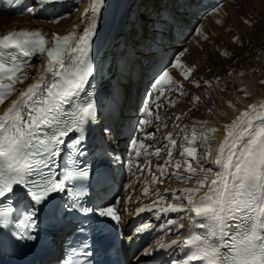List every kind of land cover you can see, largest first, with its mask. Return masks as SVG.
<instances>
[{"label": "bare ground", "instance_id": "6f19581e", "mask_svg": "<svg viewBox=\"0 0 264 264\" xmlns=\"http://www.w3.org/2000/svg\"><path fill=\"white\" fill-rule=\"evenodd\" d=\"M225 1L221 8L201 17L198 23L192 26L189 35L176 44L175 52L173 51L172 56L166 61L169 67L161 83L162 90L165 88V91L162 98L156 102V110L164 111L163 123H167L168 126L164 129L166 134L163 139H168L171 144H175L176 134L185 137L187 135L191 142L198 126L197 122H200L196 118L201 120L198 112L192 110L187 101L177 100L191 92L190 97L185 96L191 103L198 93L203 92L205 87L211 85L217 78L215 74L205 72L213 80L209 76L188 79L195 66L203 63L204 59L208 60V69L222 62L235 66L232 53L239 57L245 52L239 49L240 43L246 48L255 47L257 35L264 30V0ZM178 3L179 0H0L1 45L24 42L28 46H33L34 39L30 42L26 39L37 37L42 44L59 42L62 46L61 51L64 52L60 59L50 60L49 63L46 62V56L36 55L35 58L33 56L30 63L22 65L19 73L0 81V117L16 118L18 121L15 124L21 127L25 124L24 120L29 117L38 116L34 123L46 116L47 109L45 107L41 109L44 101H40V104L37 102L35 106L32 102L43 97L49 100L57 89L64 85V77L68 71L77 63L81 65V60L96 46L100 32L103 31L101 28L109 23L108 16L116 5L118 7L116 22L120 24L118 26L113 23L112 35L104 45L106 51L100 62L101 68L108 71L115 66L114 71L121 76L123 75L121 67L123 72L126 71L125 65L130 61L136 63L143 61L136 52L141 53L144 60L155 59L156 53L144 50L143 46L148 47V43L144 41L142 46L138 37L147 40L151 18L162 16L161 9L164 7L179 8ZM140 7L146 16L134 22L135 27L130 34L125 29L121 31L125 24L123 22L134 18V8L138 10ZM67 10L71 12L70 16H66ZM257 27L256 34H253ZM249 32H252V35L249 36ZM127 34L129 35L127 50L133 49L136 51L134 53L132 51L122 53L118 49L119 40H123ZM180 47L184 48V52L176 56L175 53ZM73 55L74 63L68 60ZM157 62L156 59L155 63ZM217 68L218 73H223L221 66ZM227 68L225 71L230 74L229 67ZM171 83L178 87L169 90L167 86ZM200 83L206 86L203 87L199 85ZM254 85L257 91L253 98H238L237 107L221 101L223 109L216 114L217 117L210 127L216 138L215 153L210 159L214 168L201 187L189 190L192 193L187 203L178 206L173 204L174 200L167 199L169 193L182 190L183 186H179V180L187 176L176 174L177 180L180 179L175 182L173 188L168 185L167 180L164 183L162 177L169 179L171 174L165 169L171 163V159L165 158L161 163L165 161L166 166H160L161 163L156 166L158 173H162L160 179H153L152 176L148 181L137 182L138 190L135 192L129 189L131 197L122 201L121 205L127 221L133 215L138 216L142 219L141 228L146 229L153 221L165 216L168 222L169 214L175 215L186 210L199 214V200H203L206 203L201 208L210 209L205 216L204 230L207 234L217 232L218 238L223 236L226 223L222 222V218L225 213L227 215L225 219L232 224L229 231L235 236L238 234L233 237V246L228 247L224 264H264V87L257 82H254ZM137 92L134 95L131 91L130 97L139 99L141 95L139 86ZM177 102L179 104H176ZM138 104L139 100L132 106L136 108ZM200 123L209 124L203 119ZM28 124H32V121ZM36 124L34 123L33 127ZM25 130L26 133L16 138L27 142L31 137L30 128ZM192 142L189 146L195 151L192 147L195 142ZM171 148L167 150L168 153ZM192 149L185 150L187 153L185 165L189 170L192 166L189 159L193 158L190 157ZM163 185L166 186L163 188ZM153 211L154 214L151 213ZM209 240L211 244L218 243L216 237Z\"/></svg>", "mask_w": 264, "mask_h": 264}, {"label": "rangeland", "instance_id": "374dc122", "mask_svg": "<svg viewBox=\"0 0 264 264\" xmlns=\"http://www.w3.org/2000/svg\"><path fill=\"white\" fill-rule=\"evenodd\" d=\"M70 14L71 12H68L67 10L66 16H70ZM256 29H258V27L254 29L255 32H253V34H256ZM249 33H248L249 36L252 35V32ZM261 33L257 35L258 39L256 40L254 39L257 43H255L256 45L253 48H246L244 47V44L240 43L239 49L241 50V52L245 51L244 52L245 55L241 54L238 57L235 53H232V56L234 57L232 61L235 62L234 63L235 66H231L230 64L226 65L224 62H222V63H216L214 64L215 67L210 66V69H208L209 67V64L207 63L208 60L204 59L203 63H198L199 66L198 65L195 66L196 67L195 69L198 70L196 71L194 69L193 73H191V75L188 77V79H191V77L197 78L198 76H203V77L209 76L210 79L213 80V78L210 75L205 74V72H207V73L215 74L217 78L212 82L211 85L207 87H205L206 85L204 86L203 83L202 84L200 83L199 85L201 86L203 85V87H205V90L202 87L205 92L203 91L204 93L203 92L198 93V96L193 98L191 103H189L188 102L189 100L186 99L185 97V96L190 97L192 94L191 92L190 93L187 92L185 96L180 97V99L177 100L181 102L187 101L186 103L192 106L190 108L198 112L201 120H199V118H196L197 121L201 122L203 119L204 121H207L209 123V124L206 123L207 125L206 126L204 124L202 125V123L200 122H197L198 126H196L194 137L191 139L192 141L195 142L192 147L195 148L196 152L194 151V149L191 148V146H189L192 141L190 142L188 140L187 135L186 137L184 135H179L181 137L180 139L179 137H177L176 142L174 141L175 144L173 143L174 146L173 144L168 146V149L172 147L171 150H169V153L167 152L168 149H164V151L166 152L165 156L167 157V159L169 158L171 159V163L169 165L165 164V161L163 164L161 163L160 165V166L167 165L165 169H167L171 173L169 175V179L166 178L164 179V183H166L165 180H167L168 185L171 186V188H173V185L175 186L177 181L180 179L179 178L177 180V175L186 174L187 176V177H182V179L179 180L180 181L179 186L181 185L183 186L182 190H178L176 193L171 192L168 194L167 199L174 200L173 202L178 203V205L186 204L189 198L191 197V193H192L189 190L192 189L195 190L198 187H201L202 184L206 182V179L208 178L209 175H211V172L213 171L214 165L210 163L211 162L210 159L212 155L215 153L216 138L215 136H213V131L210 129V127L213 124V120L217 117L216 114H218L221 111V109H223L221 101L223 100L225 103H227L232 107L233 106L237 107L238 98L241 97L245 99L253 98L254 94L257 91L255 89L254 82L255 83L257 82L259 83V85L264 87V30ZM183 52H184V48L180 47V49L176 51L175 55L177 56L183 54ZM236 56L238 59H236ZM220 66L222 67L223 73L220 72L218 73L219 69L217 67ZM226 66L229 67V72H231L230 74L226 73L225 71L227 68ZM204 67L206 69H204ZM199 85L197 84L196 88H198ZM201 86L199 88H201ZM176 104H179V102H177ZM187 148L193 150V152L190 155V157L192 156L193 158H189L190 162L192 163L191 164L192 166L190 165L191 170L187 169L185 165V162L187 160L186 159L187 153L185 150ZM159 161L160 160H158V162ZM151 175L153 176L154 172L147 173L145 177ZM155 176L156 178L159 177V175L156 173ZM164 186L166 185H163L162 187L164 188ZM182 226H183L182 223H179L177 226H173L171 231L173 232L175 230H178ZM159 234H162V232H159Z\"/></svg>", "mask_w": 264, "mask_h": 264}]
</instances>
